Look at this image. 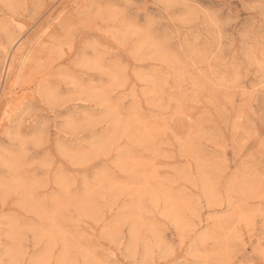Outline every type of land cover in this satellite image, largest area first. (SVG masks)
<instances>
[{"label":"rangeland","instance_id":"obj_1","mask_svg":"<svg viewBox=\"0 0 264 264\" xmlns=\"http://www.w3.org/2000/svg\"><path fill=\"white\" fill-rule=\"evenodd\" d=\"M0 264H264V0H0Z\"/></svg>","mask_w":264,"mask_h":264}]
</instances>
